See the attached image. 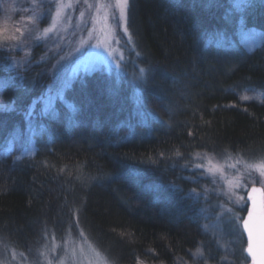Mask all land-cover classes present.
I'll use <instances>...</instances> for the list:
<instances>
[{
  "label": "trees",
  "instance_id": "trees-1",
  "mask_svg": "<svg viewBox=\"0 0 264 264\" xmlns=\"http://www.w3.org/2000/svg\"><path fill=\"white\" fill-rule=\"evenodd\" d=\"M130 2L146 70L138 95L127 76L93 71L71 82L54 114L28 115L50 65L37 56L16 74L0 48L2 97L12 100L0 111V152L12 147L0 153V260L35 259L51 237L81 232L111 264L193 261L216 245L185 194L192 157H264V99L240 97L264 92V1L241 11L232 0ZM251 27L261 40L247 50L238 34ZM28 138L33 154L17 157Z\"/></svg>",
  "mask_w": 264,
  "mask_h": 264
},
{
  "label": "rangeland",
  "instance_id": "rangeland-1",
  "mask_svg": "<svg viewBox=\"0 0 264 264\" xmlns=\"http://www.w3.org/2000/svg\"><path fill=\"white\" fill-rule=\"evenodd\" d=\"M248 1L251 0H232V4H239L241 11ZM81 4L83 0H0V48L12 54L7 68L21 74L27 63H33L31 58L37 56V61L48 62L47 68L50 65L51 78L43 93L31 103L28 113L54 114L57 99L63 96L71 82L77 76L93 71L125 75L137 95L141 92L145 72H140L142 67L137 63L133 40H128L130 32L125 34L123 25L117 29L112 19L114 13H119L116 0H87V4L94 5L90 9L86 4L76 7ZM238 35L240 44L247 50L255 48L261 40V32L255 27L242 28ZM3 85L0 81V106L4 108L2 111H9L12 100L2 97ZM240 97L259 101L264 99V92L245 90ZM33 141L28 138L16 156H31L35 150ZM5 143L2 153L12 150L11 145ZM198 154L191 159L190 174H184V178L194 185L185 194L196 209L194 216L199 227L216 246L215 249L209 246L206 253L193 254V261L176 264H253L245 253L247 240L242 221L248 209L246 192L251 185L263 188L264 206V184L249 182V174L259 175L252 166L264 157L248 159L226 153ZM196 164L203 167L197 168ZM212 166H218L222 171L209 173L208 168ZM228 180L233 181L232 186L228 185ZM236 184L244 187H236ZM194 188L197 194L191 192ZM236 248L244 255L239 261L228 257ZM0 263L111 264L81 232L61 239L51 237L35 259L18 257L11 252L9 256L4 255ZM138 264L152 263L141 261Z\"/></svg>",
  "mask_w": 264,
  "mask_h": 264
},
{
  "label": "snow or ice",
  "instance_id": "snow-or-ice-1",
  "mask_svg": "<svg viewBox=\"0 0 264 264\" xmlns=\"http://www.w3.org/2000/svg\"><path fill=\"white\" fill-rule=\"evenodd\" d=\"M87 5V7L90 9L92 7H94V5L92 4H87V0H83V4L81 5H77L76 7L79 8L83 5ZM116 6H118L119 8V13L118 14H113V21L117 27V29H119L122 25H123V32L125 34L129 33V29L133 23L132 20V6H131V2L130 0H116ZM237 8H240V5H237ZM81 16L84 15L83 12L80 13ZM47 31V30H46ZM129 42L132 40V36L129 35L128 37ZM209 43H211V41H209ZM146 70L141 68L140 72L144 73ZM244 99H247V97H244ZM71 107V105L69 106ZM4 110V108L2 106H0V111ZM28 115H31V113H29ZM177 155H180L179 152H177ZM196 155H199L198 153ZM209 164L211 165V161H209ZM195 167L197 168H201L203 167L202 164H196ZM252 167L255 168V170L258 172V176H251V174H249V182L254 184V183H260V184H264V160H261L260 163L253 165ZM222 170L218 167V166H212L208 168V172L212 173V172H221ZM213 179H216V177H213ZM229 186L233 185V181L232 180H228L227 181ZM236 187H240L243 188L244 185L243 184H236ZM262 189L257 188V187H252L251 188V192L253 193V195L250 197L253 201V207L255 208V204H256V197H255V193L261 192ZM191 192L193 194H197V190L194 188L191 190ZM229 198H231V196L229 195ZM252 215L253 213H249V219L246 220L244 222V227L248 230L249 233V237L250 239L253 236V232H252V228L250 227L249 221H251L252 219ZM262 232H264V224H262ZM249 253L251 255H253V259L256 260V256L255 253L252 250V244H249V249H248ZM261 264H264V256L261 257Z\"/></svg>",
  "mask_w": 264,
  "mask_h": 264
},
{
  "label": "water",
  "instance_id": "water-1",
  "mask_svg": "<svg viewBox=\"0 0 264 264\" xmlns=\"http://www.w3.org/2000/svg\"><path fill=\"white\" fill-rule=\"evenodd\" d=\"M252 187L262 189L261 192L255 193L256 204L253 207V201L250 198L253 193ZM246 198L248 199V209L242 221V227L246 234L247 244L245 246V253L250 257L253 264H261V257L264 256V232H262V224H264V206H263V188L260 185H251L246 192ZM253 213L251 221H249L252 228L253 236L250 239L248 230L244 227V222L249 219V213ZM252 244V250L255 253L256 260L253 259L248 251L249 244Z\"/></svg>",
  "mask_w": 264,
  "mask_h": 264
}]
</instances>
